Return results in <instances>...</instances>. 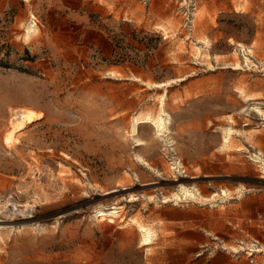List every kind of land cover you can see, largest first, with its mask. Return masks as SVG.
<instances>
[{
	"label": "rangeland",
	"instance_id": "1",
	"mask_svg": "<svg viewBox=\"0 0 264 264\" xmlns=\"http://www.w3.org/2000/svg\"><path fill=\"white\" fill-rule=\"evenodd\" d=\"M256 107L264 0H0V264H264Z\"/></svg>",
	"mask_w": 264,
	"mask_h": 264
},
{
	"label": "bare ground",
	"instance_id": "2",
	"mask_svg": "<svg viewBox=\"0 0 264 264\" xmlns=\"http://www.w3.org/2000/svg\"><path fill=\"white\" fill-rule=\"evenodd\" d=\"M38 31L39 30H38L37 26H35V25L29 26L27 28L25 37H27L29 39L34 34H36ZM205 42L209 45L210 41L206 40ZM246 59L250 60L249 57H247ZM242 93L244 96L247 97V99H253L252 95L247 94L246 91L243 90ZM255 109H257L259 111V113L264 115V112L261 108L256 107ZM9 111H10V117L8 120L9 138H7V140L12 142V143H15L16 141H18L17 134L20 131H22L25 127H27L29 124L33 123V121L36 119V114L34 111H32L31 109L26 108V107L10 108ZM168 119H167V117L163 118V116L161 115V112L159 110L157 112H147L145 114H140L134 120V123L132 125V132L137 133L139 125L141 123H143V124L152 123L153 125L156 126L157 131L159 133H161L163 131L168 130V127H167ZM186 193L194 195L193 192L190 193V191H188V190ZM141 229L143 232V236L146 240H150V239H152V237H154L155 231L152 228L147 227V226H142Z\"/></svg>",
	"mask_w": 264,
	"mask_h": 264
}]
</instances>
